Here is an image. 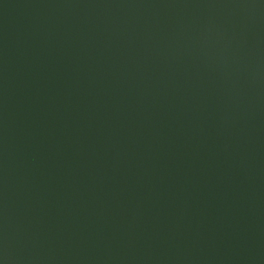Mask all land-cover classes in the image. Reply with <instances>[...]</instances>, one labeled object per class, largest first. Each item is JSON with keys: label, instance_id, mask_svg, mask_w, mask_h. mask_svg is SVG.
<instances>
[{"label": "water", "instance_id": "obj_1", "mask_svg": "<svg viewBox=\"0 0 264 264\" xmlns=\"http://www.w3.org/2000/svg\"><path fill=\"white\" fill-rule=\"evenodd\" d=\"M0 264H264V0H0Z\"/></svg>", "mask_w": 264, "mask_h": 264}]
</instances>
